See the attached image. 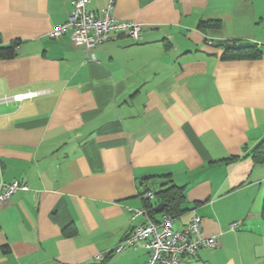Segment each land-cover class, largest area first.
<instances>
[{"label": "crops", "instance_id": "obj_1", "mask_svg": "<svg viewBox=\"0 0 264 264\" xmlns=\"http://www.w3.org/2000/svg\"><path fill=\"white\" fill-rule=\"evenodd\" d=\"M70 9L0 0L1 40L20 44L0 59V183L28 184L0 206V264L89 263L142 222L132 209L159 220L165 202L143 193L171 184L184 192L174 228L196 213L221 241L181 264H264V0H115L143 38L112 32L93 60L68 32L49 35ZM149 258L140 242L107 264Z\"/></svg>", "mask_w": 264, "mask_h": 264}, {"label": "built area", "instance_id": "obj_2", "mask_svg": "<svg viewBox=\"0 0 264 264\" xmlns=\"http://www.w3.org/2000/svg\"><path fill=\"white\" fill-rule=\"evenodd\" d=\"M89 0H71V9L68 20L56 25L49 32L52 38L62 37L69 33L73 43L83 46L88 52L111 39L112 32L127 33L135 42L143 38L142 24L120 19L114 14L115 0H107V5L102 10H90L87 8ZM87 58L94 59V52L88 53ZM49 89L32 90L19 93L14 99L21 102L25 98H33L46 93ZM28 184L20 180L10 183H0V206L9 200L18 190L27 189ZM155 196L153 190L143 194V198L152 199ZM141 216L143 220L133 226L124 239L110 252H122L128 248L136 247L142 242L150 252V258L142 264H181L185 255L194 256L201 248L214 249L220 246V236H204L201 230L202 217L194 214L191 221L182 229L176 230L173 226V218L164 213L159 220H155L145 207L132 209L130 223ZM239 227L238 222L230 225L231 230ZM97 254L93 261L103 262L110 253Z\"/></svg>", "mask_w": 264, "mask_h": 264}, {"label": "trees", "instance_id": "obj_3", "mask_svg": "<svg viewBox=\"0 0 264 264\" xmlns=\"http://www.w3.org/2000/svg\"><path fill=\"white\" fill-rule=\"evenodd\" d=\"M209 26L210 24H206ZM20 44L18 41H13L11 43L5 44L2 42L1 37H0V59H7V58H12L18 54V48ZM227 51L234 52V56H242L244 55L242 52L245 51V46H236L235 43L232 45L227 44ZM260 50L257 48H251L250 52L247 53V56H252L256 57L260 55ZM231 56V55H230ZM255 157L258 161H264V151L261 150L260 148L256 149V154ZM155 192L154 198H161L163 202H165V213L170 215L173 218V214L181 212V208L179 207L181 201L184 198V192H183V187L178 186L176 184H171L165 189H153ZM146 192V191H145ZM144 192V193H145ZM143 193V194H144ZM149 200V199H148ZM151 200V199H150ZM148 209V208H147ZM149 214L153 217L154 215V206L149 207ZM262 215L264 218V202H263V210H262ZM113 253L110 252L106 259L103 262H96V261H91L86 264H107L108 258L112 255Z\"/></svg>", "mask_w": 264, "mask_h": 264}, {"label": "water", "instance_id": "obj_4", "mask_svg": "<svg viewBox=\"0 0 264 264\" xmlns=\"http://www.w3.org/2000/svg\"><path fill=\"white\" fill-rule=\"evenodd\" d=\"M165 207V203H159L158 205L155 206L156 211H162Z\"/></svg>", "mask_w": 264, "mask_h": 264}]
</instances>
